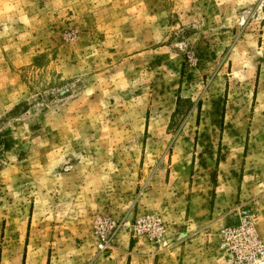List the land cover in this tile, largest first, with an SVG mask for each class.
I'll use <instances>...</instances> for the list:
<instances>
[{
    "label": "rangeland",
    "instance_id": "rangeland-1",
    "mask_svg": "<svg viewBox=\"0 0 264 264\" xmlns=\"http://www.w3.org/2000/svg\"><path fill=\"white\" fill-rule=\"evenodd\" d=\"M242 211L264 247V0H0V264H264Z\"/></svg>",
    "mask_w": 264,
    "mask_h": 264
},
{
    "label": "built area",
    "instance_id": "built-area-1",
    "mask_svg": "<svg viewBox=\"0 0 264 264\" xmlns=\"http://www.w3.org/2000/svg\"><path fill=\"white\" fill-rule=\"evenodd\" d=\"M241 218L246 221L244 230H228L226 234L232 253L239 260L257 263L264 257V247L254 234L253 216L248 211H242ZM103 246V243L98 244V249H102ZM241 247L244 248L243 253L240 251Z\"/></svg>",
    "mask_w": 264,
    "mask_h": 264
}]
</instances>
